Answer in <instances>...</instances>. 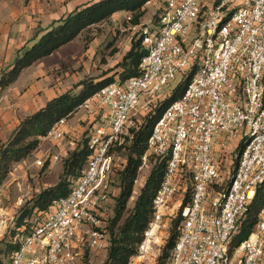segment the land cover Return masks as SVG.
<instances>
[{
	"label": "built area",
	"instance_id": "built-area-1",
	"mask_svg": "<svg viewBox=\"0 0 264 264\" xmlns=\"http://www.w3.org/2000/svg\"><path fill=\"white\" fill-rule=\"evenodd\" d=\"M159 2L154 19L132 25L145 49L138 75L115 80L76 109L100 117L88 135L91 155L80 178L34 216L29 234L14 237L8 264H89L86 252L106 253L109 233L100 210L115 167L112 150L130 137L137 114L170 95L178 77L189 76L182 96L155 122L142 157L139 169L149 157L164 163V173L153 218L131 260L145 259L177 204L166 264H264V207L249 235L232 246L264 183V0ZM131 18L125 16L128 24ZM67 120L46 138L61 142ZM68 144L70 150L76 142ZM61 157L46 152L35 163Z\"/></svg>",
	"mask_w": 264,
	"mask_h": 264
},
{
	"label": "trees",
	"instance_id": "trees-1",
	"mask_svg": "<svg viewBox=\"0 0 264 264\" xmlns=\"http://www.w3.org/2000/svg\"><path fill=\"white\" fill-rule=\"evenodd\" d=\"M149 1L151 0H97L76 9L18 51L11 67L1 72L0 91L10 87L25 69L51 55L63 45L72 42L84 31L111 21L115 13L130 14L131 24H139L145 5ZM144 55L145 49L141 40H134L121 62L118 63L113 75L107 76L108 73H106L99 77L83 79L76 85L77 91L67 90L61 93L50 99L36 112L22 119L7 141L0 145V184L7 178L15 164L28 158L38 148L41 140L47 137L56 122L62 118L69 119L78 106L115 80L125 81L137 76L138 67ZM190 77L180 82L170 95L162 100V103L160 101L159 104L152 106L136 127L129 129L130 137H124L123 145L112 150L114 152L123 149L126 159L118 172L119 194L115 197L113 217L107 226L109 245L103 264H129L144 239V233L153 218V200L163 177L164 163H156L153 166L130 210L127 209V202L132 195L142 157L147 151L148 139L155 122L169 104L182 96ZM88 139L87 137L82 145L73 148L65 158L58 182L35 195L28 203L30 205L25 204L20 208L17 223L12 232L13 237L21 233L29 234L33 227L34 216L47 212L54 200L68 195L80 178L91 155ZM263 207L264 183L258 188L246 216L238 223L233 247L238 246L253 230ZM178 223L179 217L173 222L170 236L160 257L162 264L167 262ZM9 249L10 258L12 252L17 249V244L9 242Z\"/></svg>",
	"mask_w": 264,
	"mask_h": 264
},
{
	"label": "rangeland",
	"instance_id": "rangeland-1",
	"mask_svg": "<svg viewBox=\"0 0 264 264\" xmlns=\"http://www.w3.org/2000/svg\"><path fill=\"white\" fill-rule=\"evenodd\" d=\"M7 1L9 0H0V13H4L1 6ZM60 1L61 14L58 21L66 17L65 14L68 9L66 3L70 0ZM11 2L17 4L19 0H12ZM31 2V0H25L24 2L28 6L29 20H27L26 24L29 26V31L24 37L26 41L22 46H25L33 38H38L42 30L48 28V26L46 27L47 21L40 23L35 20L36 15L40 17L41 13L39 12L40 14H38L35 11V7L32 6ZM63 4H65V10H63ZM159 5V0L149 1L145 5L144 14L139 22L142 23L154 19ZM58 21L52 22L49 26ZM16 24L17 20L9 26V33H14ZM134 40H136V29L132 28V24L126 22L125 17L93 26L72 42L63 45L51 55L42 58L27 68L18 82L12 86V96L37 91V95L40 96L42 94L46 100V98L58 96L67 90L77 91L76 85L83 79L99 77L106 73H108L107 76H111ZM19 50L17 49L13 53V58L6 63L1 72L11 67ZM118 70L120 71V69ZM180 81L181 78L178 77L171 84L169 90H173ZM167 90L165 92L170 93ZM158 102L160 103V101L154 102L152 106ZM39 105L40 103L35 106ZM144 114H137L136 119H133L129 124L130 127L133 128V124L140 122ZM99 118V116H89L84 111L75 112L67 120V130L61 142H54L48 138L41 140L38 148L28 158L15 164L7 178L0 184V264L9 263V242L14 239L12 232L17 223L20 208L30 203L31 199L43 189L51 187L58 182L63 162L72 151V149L69 150L68 142L70 139L74 140L76 142L74 148L77 145H82L84 140L90 135L93 125L99 122ZM54 151L61 154L62 157L59 161L55 163L45 161L44 166L36 165V160L41 159L44 153ZM114 152L116 160L113 174L109 179L108 199L106 203L101 204L102 208L100 210V217L107 222V226L113 217L115 197L119 194L118 172L122 169L126 159L123 149L115 150ZM154 165V159L148 157L146 165L138 170L132 195L127 202V209L130 210L133 207L134 201ZM176 205H174V208ZM172 210H169L164 217L162 227L158 235L153 239L151 250L145 259L141 262L139 259H134L133 261L130 259L129 264H162L160 257L170 236L173 222L176 219L175 214L171 215ZM86 255L89 258V264H103L106 257V253L96 255L94 252H86Z\"/></svg>",
	"mask_w": 264,
	"mask_h": 264
},
{
	"label": "crops",
	"instance_id": "crops-1",
	"mask_svg": "<svg viewBox=\"0 0 264 264\" xmlns=\"http://www.w3.org/2000/svg\"><path fill=\"white\" fill-rule=\"evenodd\" d=\"M11 1L12 0H9L1 6V9L4 11V13H0V74L1 70L6 66V63L13 58V53L17 51V49H21L23 47L22 45L26 41V38L24 37L29 31V26L26 24L27 20H29L28 6L25 5V0H19L17 4H13ZM31 1L32 6L35 7V11H37L38 14L41 13L40 17L38 15H36L35 17V20H37V22L39 21L40 23H42L47 21L46 27L48 26L49 28V25L52 22L58 21L61 14L60 0ZM95 1L97 0H70L66 3L68 9L65 15L67 16L68 14L74 12L76 9ZM64 5L65 4L62 5L63 10H65ZM126 15L127 14L125 12H118L112 16L111 20H115L120 17L124 18ZM15 20H17V24L14 26L15 31L14 33H9V26L12 25ZM45 30H42L41 34ZM21 75L10 87L0 91V145L7 141L14 128L22 119L36 112L38 109L43 107L50 99L56 97L52 96L50 98H46L45 100L42 94L40 96L37 95V91L12 96L11 90L13 89L11 88L18 82ZM39 103V106H35ZM66 130L67 127H65V132ZM43 140H46V138H44ZM96 255H98V253H96Z\"/></svg>",
	"mask_w": 264,
	"mask_h": 264
}]
</instances>
